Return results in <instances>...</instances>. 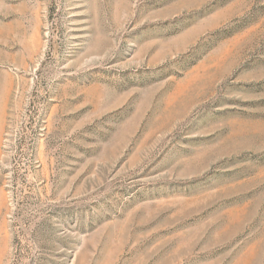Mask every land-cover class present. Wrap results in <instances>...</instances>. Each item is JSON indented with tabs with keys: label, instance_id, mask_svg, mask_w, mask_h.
Segmentation results:
<instances>
[{
	"label": "rangeland",
	"instance_id": "rangeland-1",
	"mask_svg": "<svg viewBox=\"0 0 264 264\" xmlns=\"http://www.w3.org/2000/svg\"><path fill=\"white\" fill-rule=\"evenodd\" d=\"M0 264H264V0H0Z\"/></svg>",
	"mask_w": 264,
	"mask_h": 264
}]
</instances>
